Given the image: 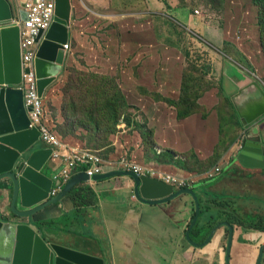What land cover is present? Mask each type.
<instances>
[{
    "label": "crops",
    "instance_id": "1",
    "mask_svg": "<svg viewBox=\"0 0 264 264\" xmlns=\"http://www.w3.org/2000/svg\"><path fill=\"white\" fill-rule=\"evenodd\" d=\"M21 2L17 0L19 5ZM71 3L72 16L75 8L77 12H82V16L74 20L71 16L70 51L65 71L47 89L44 100L52 96L59 82H65L67 69L75 61V46L78 48L86 40L85 31L89 34L97 27L106 30V26L121 22V12L115 0H80V4L72 0ZM91 7L96 11L94 15H91ZM79 8L91 14H85ZM124 15V19L133 20L129 13ZM108 52L109 58L103 57L101 66L107 70L106 76H115L110 73L116 67L118 56L110 49ZM218 53L220 55L213 54L211 58L213 67L209 61L206 66L207 75L211 77L215 71L219 77L218 87L216 84L206 86L200 79H194L184 86V79L179 98L171 100L167 115L166 112L160 115L163 130L157 132L155 146L145 151L143 144H132L127 140L126 145H120L116 141L111 159H103L96 150L88 147L85 130L81 129L84 133L62 136L49 125L50 122L48 124L47 112L44 124L61 137L68 149L62 151L61 160L50 158L42 173L54 181L53 189L58 187L57 179L66 168L64 159L74 152L81 154L85 151L94 152L106 161L126 158L146 169L191 179L189 188L196 192L201 206L198 222L190 233L191 239L197 244L205 243L217 224L228 222L234 227L230 263L256 264L264 244V208L258 206V202L264 199V169L244 168L236 157L248 136L257 137L264 132V117L252 125H245L240 116L249 112L250 108H256L255 104L261 100L264 87L253 78L250 83L242 81L243 74L237 66L245 63L239 60L240 64L225 53ZM241 53L246 57L243 51ZM225 82L233 87L231 91L225 89ZM198 88L204 89V92L196 105L191 107L187 94L191 96ZM218 94L231 99V102L221 103ZM202 97H211L213 101V98H217V101H214V105H206L201 102ZM180 101L185 104V108H178L176 103ZM201 108L205 112L202 113ZM186 111L191 112L185 114ZM64 121L61 108L58 107L57 124L62 126ZM252 132L257 133V136ZM231 136L234 139L229 143L228 138ZM219 144L229 145V148L225 151L221 146L223 154L213 167L203 173L195 172L194 169L198 171L207 167L206 162L213 160ZM48 147L42 140L33 151ZM217 166L222 169L220 174L208 178L207 174ZM75 169L77 175L85 173L87 166L80 165ZM109 172L111 170L105 168L104 174ZM75 190L61 203L31 218L15 217L10 213L9 204L3 205L0 213L9 217L12 223L30 225L34 235H39L48 246L78 251L102 259L105 264H214L215 257L218 264H226L227 227H221L213 241L205 247H195L188 240L187 232L196 216V204L190 195H182L162 205H147L137 199L135 181L129 176L83 182ZM78 192L81 195L75 198ZM228 212L232 213V217ZM237 222L246 226H239L235 224Z\"/></svg>",
    "mask_w": 264,
    "mask_h": 264
},
{
    "label": "rangeland",
    "instance_id": "2",
    "mask_svg": "<svg viewBox=\"0 0 264 264\" xmlns=\"http://www.w3.org/2000/svg\"><path fill=\"white\" fill-rule=\"evenodd\" d=\"M75 1L80 4V0ZM115 3L121 12V22L106 26V30L97 27L89 34L85 31V42L82 41L78 48L75 46L73 52L75 61L71 66L74 67H68L65 82H59L52 96L44 100L45 119L48 112V124L50 122L49 125L62 136L65 132L71 133L72 126L57 124V109L63 104L65 84L73 69L86 73L81 76L87 81L85 90L104 84L110 93L121 92L120 121L110 138L111 145H101L98 149L91 146L92 142L88 145L103 159L108 158L106 160L114 154L116 141L120 145H126L127 140L132 144H143L144 151L155 146L157 132L163 130L160 115L171 107V100L179 98L183 76H188L190 81L200 79L206 86L216 84L218 87L219 77L215 71L211 77L206 74L207 62L212 64L213 54L223 52L235 61H243L245 64L239 62L241 65L237 66L243 74L241 80L250 83L253 78L264 87V52L258 24L260 10L256 9L253 0H115ZM91 12V15L96 12L93 7ZM124 13H129L133 20L124 19ZM78 16H82V12L75 8L73 20ZM109 49L118 56L115 69L109 72L115 76H106L107 70L101 66L103 57L109 58ZM241 50L249 62L238 54ZM224 87L229 91L233 89L226 82ZM199 89L191 93L189 106H195L202 96L204 89ZM213 99L217 101V98ZM218 100L224 104L231 102L221 94H218ZM214 101L211 97L201 99L206 105H214ZM176 105L178 108L186 107L181 101ZM200 111L203 113L205 109ZM85 139L91 141L92 137L86 136ZM233 139L231 136L228 142ZM221 146L226 147L218 145L213 160L206 162L207 170L215 165V158L219 159L223 154ZM194 171L201 172L200 169ZM258 206L264 208V199L258 202ZM214 264H218L216 257Z\"/></svg>",
    "mask_w": 264,
    "mask_h": 264
},
{
    "label": "water",
    "instance_id": "3",
    "mask_svg": "<svg viewBox=\"0 0 264 264\" xmlns=\"http://www.w3.org/2000/svg\"><path fill=\"white\" fill-rule=\"evenodd\" d=\"M25 1L0 0V210L9 204L10 213L15 217L31 218L37 213L57 205L80 183L129 176L135 181L137 199L147 205H162L182 195H190L196 204V216L187 232V238L195 247L211 243L221 227L229 229L226 249V264L230 263L234 238V227L228 222L217 224L202 244L195 243L191 230L195 228L200 215L198 195L191 188L176 191L165 182L134 172L111 171L89 178L86 173L75 174L60 192L52 197L54 181L42 171L52 158L51 147L33 151L41 141L38 127H30L28 112L24 105L23 92L15 88L21 81V54L19 28L11 20H27ZM55 20L51 29L36 38L38 49L34 60L37 92L44 97L47 89L64 73L67 52L64 45L69 43L72 16L71 0H55ZM262 98L240 114L245 125H252L264 117V91ZM254 136L257 133L252 132ZM237 162L247 169H264V132L260 136H248L236 157ZM59 187V184L57 185ZM204 230V228H202ZM264 244L256 264H262ZM0 264H105L94 258L55 245L48 246L39 235H34L30 225L12 223L0 213Z\"/></svg>",
    "mask_w": 264,
    "mask_h": 264
},
{
    "label": "built area",
    "instance_id": "4",
    "mask_svg": "<svg viewBox=\"0 0 264 264\" xmlns=\"http://www.w3.org/2000/svg\"><path fill=\"white\" fill-rule=\"evenodd\" d=\"M24 11L27 13V20L13 19L10 22L12 25L18 26L20 37L21 81L15 88L22 90L24 105L31 108L30 112H28L31 121L30 127L35 126L40 129L41 139L53 149L52 159L61 160L63 158L62 151L68 149V147L60 137L44 124V99L37 92V79L34 70V60L38 49L36 38L40 33L46 34L51 29L55 20L56 1L26 0ZM63 47L67 53L70 51L69 44H65ZM64 165H66V168L57 179L59 187L53 189L51 193L52 197H55L60 192L62 185L67 184L70 177L75 175L74 171H77L75 168L80 165L87 166L85 173L89 178L104 174L106 168L111 171L134 172L147 175L171 185L174 189L189 188L192 184L191 179L146 169L141 165L132 163L126 158L116 161H106L94 154V152L83 151L81 154L74 152L72 156L64 159ZM221 171V167L217 166L207 176L208 178H212L220 174Z\"/></svg>",
    "mask_w": 264,
    "mask_h": 264
},
{
    "label": "trees",
    "instance_id": "5",
    "mask_svg": "<svg viewBox=\"0 0 264 264\" xmlns=\"http://www.w3.org/2000/svg\"><path fill=\"white\" fill-rule=\"evenodd\" d=\"M253 4L256 9L258 8L260 10V19L258 24L261 33V47L264 52V0H253ZM238 54L246 58L241 52ZM240 62L243 61L240 60ZM85 74L86 73L84 71L73 69L72 74L69 77V81H67V83L65 84L63 95L64 100L61 106V113L65 120V125L72 126V132H65L64 135L66 136L69 134H75L79 130L83 129L86 131L87 136L92 137L91 141L89 139H86L88 145L92 142L91 146L95 149H98V147H100L101 145H111L110 138L114 135L115 128L118 126L120 121L119 112L121 109L120 103L122 97L121 92H119L120 94H117L116 92L110 93V91L106 89V85L104 84H101V87L92 86L91 90H85L87 81L81 79V76ZM184 79L185 84L190 83L188 76L185 75ZM112 88L118 89V87L115 85H112ZM188 99H190L189 94H187V100ZM187 112L188 111H186L185 114ZM228 148L229 145L228 147L226 146L224 150L227 151ZM217 161L218 159L216 160V162ZM206 170L207 167L204 169L201 168L200 173H203ZM74 192H76L75 189L70 194L72 195ZM79 195L81 194H79L78 192L75 195V198ZM75 202L77 205L78 202ZM227 214L231 216L232 213L228 212ZM235 224L239 226H246L241 222H237ZM213 227L214 226H212L211 229Z\"/></svg>",
    "mask_w": 264,
    "mask_h": 264
},
{
    "label": "clouds",
    "instance_id": "6",
    "mask_svg": "<svg viewBox=\"0 0 264 264\" xmlns=\"http://www.w3.org/2000/svg\"><path fill=\"white\" fill-rule=\"evenodd\" d=\"M197 13V12H196ZM69 44V43H68ZM68 54V53H67ZM43 98V97H42ZM44 99V98H43ZM150 177V176H149ZM156 179V178H155ZM185 189V188H184Z\"/></svg>",
    "mask_w": 264,
    "mask_h": 264
}]
</instances>
